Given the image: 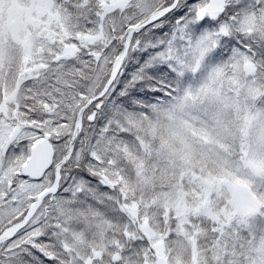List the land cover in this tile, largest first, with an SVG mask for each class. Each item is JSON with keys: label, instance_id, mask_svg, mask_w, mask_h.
<instances>
[{"label": "snow or ice", "instance_id": "snow-or-ice-1", "mask_svg": "<svg viewBox=\"0 0 264 264\" xmlns=\"http://www.w3.org/2000/svg\"><path fill=\"white\" fill-rule=\"evenodd\" d=\"M0 264H264V0H0Z\"/></svg>", "mask_w": 264, "mask_h": 264}]
</instances>
